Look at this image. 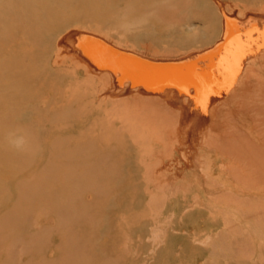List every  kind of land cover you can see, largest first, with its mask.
<instances>
[{"label":"rangeland","instance_id":"rangeland-1","mask_svg":"<svg viewBox=\"0 0 264 264\" xmlns=\"http://www.w3.org/2000/svg\"><path fill=\"white\" fill-rule=\"evenodd\" d=\"M231 1L0 0V264H264L263 240L252 234L253 246L226 234L211 250L221 221L184 202L155 215L140 188L85 196L84 176L70 172V123L102 115L85 116L92 88L79 83L82 69L77 79L64 71L70 65H50L58 48L92 75L107 74L121 95H193L192 75L264 39V12L239 15L264 0ZM164 50L186 51L149 54Z\"/></svg>","mask_w":264,"mask_h":264},{"label":"bare ground","instance_id":"bare-ground-1","mask_svg":"<svg viewBox=\"0 0 264 264\" xmlns=\"http://www.w3.org/2000/svg\"><path fill=\"white\" fill-rule=\"evenodd\" d=\"M260 3L242 5L239 15L264 12ZM242 48L227 61L217 58L192 75L193 95L180 97L172 89L158 94L134 89L121 95L122 90L111 89L107 74L92 75L57 48L51 67L62 71L70 65L72 70H63L77 79L82 69L79 83L92 88L84 99L85 116L102 115L99 123H70V133H77L70 142V172L84 176L85 196L111 199L140 188L146 204L160 208L152 211L155 215L180 201L188 209L204 211L206 218L219 219L218 245L209 243V236L200 241L211 244V250L222 247L226 234L240 235L241 241L258 236L264 250V39ZM185 51L149 54L176 57ZM231 245L224 247L236 252L237 245Z\"/></svg>","mask_w":264,"mask_h":264}]
</instances>
